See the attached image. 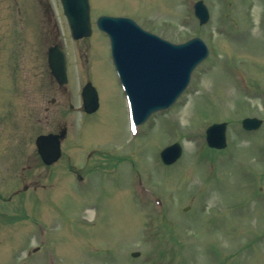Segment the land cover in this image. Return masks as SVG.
I'll use <instances>...</instances> for the list:
<instances>
[{
    "label": "rangeland",
    "instance_id": "374dc122",
    "mask_svg": "<svg viewBox=\"0 0 264 264\" xmlns=\"http://www.w3.org/2000/svg\"><path fill=\"white\" fill-rule=\"evenodd\" d=\"M89 1L93 32L80 40L71 36L61 0H48L58 29L46 33L34 27V16L46 12L34 0L20 1L25 96L34 92L30 80L49 78V44L60 42L67 53L72 95L65 105L67 96L55 90L54 117L40 112L36 131L67 123L71 161H59L52 172L39 164L40 177L52 173L41 180L47 192L31 188L0 198V264H264V123L255 131L241 124L246 116L264 120V0H204L211 13L204 25L194 13L197 0ZM13 9L1 6L0 16L18 14ZM102 14L129 16L175 43L201 36L210 48L175 104L135 134L110 39L96 26ZM85 79L100 107L84 117L76 92ZM40 96V105L48 104ZM223 121L228 146L215 150L206 128ZM16 132L0 154L5 182L13 160L32 143L26 101ZM9 136L1 131L0 141ZM177 141L182 157L164 164L160 152ZM72 161L83 182L69 170ZM28 170L34 167L21 172Z\"/></svg>",
    "mask_w": 264,
    "mask_h": 264
},
{
    "label": "water",
    "instance_id": "95a60500",
    "mask_svg": "<svg viewBox=\"0 0 264 264\" xmlns=\"http://www.w3.org/2000/svg\"><path fill=\"white\" fill-rule=\"evenodd\" d=\"M68 18L72 37L90 36L92 23L89 0H61ZM195 14L200 24L210 19V12L203 0L195 3ZM99 29L111 40L112 55L127 92L134 120L144 123L154 112L168 109L188 87L195 68L209 55L204 39L195 36L183 43H174L141 27L134 19L125 16L101 15L97 19ZM49 66L57 80L68 81L65 51L59 46L49 49ZM85 110L94 112L99 107L95 86L88 82L84 87ZM263 119L245 117L242 125L246 130L261 127ZM60 134H44L37 138L39 153L50 164L61 156ZM207 143L211 147L227 146V122L214 123L206 130ZM182 154V146L176 142L164 148L162 160L171 164ZM139 256L140 252H133Z\"/></svg>",
    "mask_w": 264,
    "mask_h": 264
},
{
    "label": "flooded vegetation",
    "instance_id": "af4514ba",
    "mask_svg": "<svg viewBox=\"0 0 264 264\" xmlns=\"http://www.w3.org/2000/svg\"><path fill=\"white\" fill-rule=\"evenodd\" d=\"M21 0H0L1 6H12L13 12H17L10 16H0V23H3L6 27L4 31H0V132L4 131L9 136V139L0 141V154L5 150L7 143L6 140H10L11 136L14 134L16 136L17 132V118L19 117L22 104L24 101L30 104L31 106V117H32V143L30 147L25 148L18 154L17 159H14L12 162L13 173L11 175V180L5 182L3 181V174L1 173L2 166L0 163V198L4 196V194L9 193L10 196H14L22 193L23 191H28L31 188H34V191H42L47 192L46 190L50 188L47 183H41L43 179H52L51 174H46L43 177L39 176L38 167L39 164H42L46 167L47 170L51 171L59 161L61 160H70L69 157L67 159L65 156V142L69 138V126L67 123H63L57 130H49L46 132L38 133L36 130L37 125L39 123V113L43 112V116L45 118H53L54 117V105L57 100L54 96L55 90L67 96V102H64L65 105L68 103V97L72 95V91L69 88V83L66 85H61L55 77L51 74L50 70L48 71L49 78L46 80L44 84L36 83V81H31V91L33 94L31 97H27V87L28 84H23L22 74H23V58L21 52V42L23 32L21 31V24L23 23L22 17V9L20 6ZM34 6L36 8H42L45 13L40 16H34V27L37 24H40L38 28H42L43 32H54L55 26L58 29V25L56 24L55 15L51 9V6L48 3V0H34ZM45 7V10H44ZM0 24V29H1ZM58 42H52L49 46L54 45ZM48 46V47H49ZM48 56V53H47ZM34 70V69H33ZM88 80H85L79 87L76 95L81 97V103L78 107V111L86 114L84 111L83 104V96L82 91L83 87ZM40 97L44 95L46 99L45 101H41V103H48L46 105H40ZM27 95V96H25ZM48 95H51L48 97ZM69 108L73 109L74 105L69 103ZM94 114V113H92ZM91 115V114H88ZM67 129L65 137L62 139V155L58 161L53 164H45L41 159L38 151V147L36 145V139L40 134L45 133H60L62 129ZM16 139V137H15ZM73 163V162H72ZM28 169L30 167H34V171L31 170L27 173L21 172V169ZM20 170H19V169ZM69 170L78 172V168L75 167L74 164L69 165ZM52 172V171H51ZM77 176L83 178L82 174H78ZM43 193V192H42ZM8 197V196H7ZM3 213V212H2ZM4 214V213H3Z\"/></svg>",
    "mask_w": 264,
    "mask_h": 264
}]
</instances>
